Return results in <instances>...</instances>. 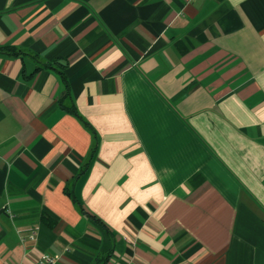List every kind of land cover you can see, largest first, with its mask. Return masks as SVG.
Instances as JSON below:
<instances>
[{
	"label": "crops",
	"instance_id": "obj_1",
	"mask_svg": "<svg viewBox=\"0 0 264 264\" xmlns=\"http://www.w3.org/2000/svg\"><path fill=\"white\" fill-rule=\"evenodd\" d=\"M44 255L264 264V0H0V264Z\"/></svg>",
	"mask_w": 264,
	"mask_h": 264
},
{
	"label": "built area",
	"instance_id": "obj_2",
	"mask_svg": "<svg viewBox=\"0 0 264 264\" xmlns=\"http://www.w3.org/2000/svg\"><path fill=\"white\" fill-rule=\"evenodd\" d=\"M40 264H55V259L50 256L44 255L40 260Z\"/></svg>",
	"mask_w": 264,
	"mask_h": 264
},
{
	"label": "trees",
	"instance_id": "obj_3",
	"mask_svg": "<svg viewBox=\"0 0 264 264\" xmlns=\"http://www.w3.org/2000/svg\"><path fill=\"white\" fill-rule=\"evenodd\" d=\"M2 50H6L7 52H11V53H16L15 48H11V47L2 48L1 51Z\"/></svg>",
	"mask_w": 264,
	"mask_h": 264
}]
</instances>
